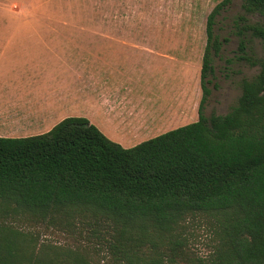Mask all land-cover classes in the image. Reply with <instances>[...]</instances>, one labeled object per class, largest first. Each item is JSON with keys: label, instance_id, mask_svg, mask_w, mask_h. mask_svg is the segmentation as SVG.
<instances>
[{"label": "trees", "instance_id": "trees-1", "mask_svg": "<svg viewBox=\"0 0 264 264\" xmlns=\"http://www.w3.org/2000/svg\"><path fill=\"white\" fill-rule=\"evenodd\" d=\"M223 0L206 20L195 122L125 149L87 119L65 118L44 134L0 137V264H91L76 249L39 243L16 224L69 230L104 224L115 264H178L182 251H144L189 218L208 221L213 250L188 264H264V0H244L236 20L237 59L258 66L226 114L205 116L207 79L221 47L214 35ZM263 18L250 24L246 15ZM14 222V223H13ZM169 242V241H168ZM156 248V247H155Z\"/></svg>", "mask_w": 264, "mask_h": 264}, {"label": "crops", "instance_id": "crops-1", "mask_svg": "<svg viewBox=\"0 0 264 264\" xmlns=\"http://www.w3.org/2000/svg\"><path fill=\"white\" fill-rule=\"evenodd\" d=\"M20 31L34 34L0 43L2 138L44 134L77 117L128 149L198 118L200 92L180 98V69L168 66L180 52L161 42Z\"/></svg>", "mask_w": 264, "mask_h": 264}, {"label": "rangeland", "instance_id": "rangeland-1", "mask_svg": "<svg viewBox=\"0 0 264 264\" xmlns=\"http://www.w3.org/2000/svg\"><path fill=\"white\" fill-rule=\"evenodd\" d=\"M223 0H0V43L34 34L20 31L23 27H39L36 34L74 39H134L161 42L162 50L179 51V59L168 62L169 69H180V98L185 90L200 92V68L206 46V20ZM244 0H231L219 11L213 32L221 42L213 56V72L208 76L210 91L204 106L205 116L226 114L240 95V83L251 79L258 66L237 59L239 37L235 20L243 15ZM250 24H261L263 18L246 15ZM247 50L254 58H264L263 44L249 34L245 36ZM172 56V55H171ZM179 60V61H177ZM165 66L166 60L160 59ZM167 65V64H166ZM192 122H188L187 125ZM181 125V126H184ZM180 126V127H181ZM13 219L0 215V222ZM14 223V222H13ZM34 235L39 243L59 249L81 251L91 264H115L111 251V231L104 224H77L69 230H59L46 224H16ZM167 241L144 251H182L178 264L206 257L213 250L214 240L208 221L192 218L182 222ZM169 241V242H168Z\"/></svg>", "mask_w": 264, "mask_h": 264}]
</instances>
